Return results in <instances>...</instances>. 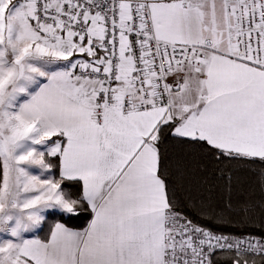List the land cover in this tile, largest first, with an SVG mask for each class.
Wrapping results in <instances>:
<instances>
[{"label": "snow or ice", "instance_id": "1", "mask_svg": "<svg viewBox=\"0 0 264 264\" xmlns=\"http://www.w3.org/2000/svg\"><path fill=\"white\" fill-rule=\"evenodd\" d=\"M0 264H264V0H0Z\"/></svg>", "mask_w": 264, "mask_h": 264}]
</instances>
